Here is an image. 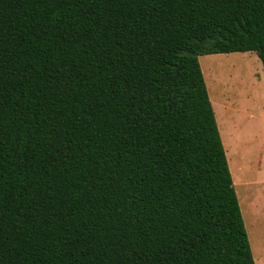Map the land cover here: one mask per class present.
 <instances>
[{
  "label": "trees",
  "instance_id": "trees-1",
  "mask_svg": "<svg viewBox=\"0 0 264 264\" xmlns=\"http://www.w3.org/2000/svg\"><path fill=\"white\" fill-rule=\"evenodd\" d=\"M264 0H0V264H255L199 55Z\"/></svg>",
  "mask_w": 264,
  "mask_h": 264
},
{
  "label": "rangeland",
  "instance_id": "rangeland-1",
  "mask_svg": "<svg viewBox=\"0 0 264 264\" xmlns=\"http://www.w3.org/2000/svg\"><path fill=\"white\" fill-rule=\"evenodd\" d=\"M198 61L253 258L264 264L263 63L254 51L199 55Z\"/></svg>",
  "mask_w": 264,
  "mask_h": 264
},
{
  "label": "crops",
  "instance_id": "crops-1",
  "mask_svg": "<svg viewBox=\"0 0 264 264\" xmlns=\"http://www.w3.org/2000/svg\"><path fill=\"white\" fill-rule=\"evenodd\" d=\"M232 170H233V168H232ZM236 179V181L238 180V178H235Z\"/></svg>",
  "mask_w": 264,
  "mask_h": 264
}]
</instances>
